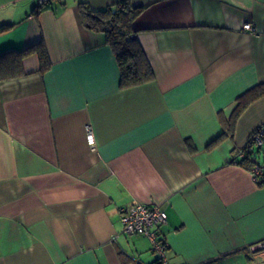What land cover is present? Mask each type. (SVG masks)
Here are the masks:
<instances>
[{"label": "crops", "instance_id": "obj_1", "mask_svg": "<svg viewBox=\"0 0 264 264\" xmlns=\"http://www.w3.org/2000/svg\"><path fill=\"white\" fill-rule=\"evenodd\" d=\"M39 1L0 0L14 25L0 64L39 43L51 62L41 71L33 52L0 69V264H151L150 239L123 233L135 202L167 213V264H264V186L234 163L264 133V96L217 140L264 85V0H128L153 77L125 87L83 0Z\"/></svg>", "mask_w": 264, "mask_h": 264}, {"label": "trees", "instance_id": "obj_2", "mask_svg": "<svg viewBox=\"0 0 264 264\" xmlns=\"http://www.w3.org/2000/svg\"><path fill=\"white\" fill-rule=\"evenodd\" d=\"M52 1L50 0L46 5H51ZM58 2L61 5H65L64 0H58ZM43 6L40 5V7ZM47 6H44L45 9H48ZM79 10L84 25L90 30L104 33L108 44L114 50L121 72L122 86L139 85L149 81L153 77L152 68L146 60L142 47L134 36L135 30L133 23L141 14L142 8L133 6L128 0H123L116 5L95 10L90 6L89 2L83 0L79 2ZM13 26V24L0 25V32H6L12 29ZM33 52L37 53L40 59V70H48L51 66V62L44 43L32 46L27 50L20 52V54H9L13 57L8 59V61L7 59L1 61L0 69L2 70L3 67H5L12 71L11 74L14 75V69H16L17 65L20 63L21 57ZM2 77H4L3 74ZM263 96L264 85L256 86L241 95L238 99L237 107L233 111L228 123L227 131H224L217 140L224 136H233L236 122L240 117L241 112L250 103ZM262 128L264 129V125H262ZM255 133L248 140L246 146L242 150L244 156L241 159L234 160V163H237L249 171H252L255 165H258L259 163L257 158L261 147L256 144ZM257 184L260 187L264 186V179L258 181ZM161 240L166 244L164 238ZM158 259L159 258H156L151 264H158Z\"/></svg>", "mask_w": 264, "mask_h": 264}, {"label": "built area", "instance_id": "obj_3", "mask_svg": "<svg viewBox=\"0 0 264 264\" xmlns=\"http://www.w3.org/2000/svg\"><path fill=\"white\" fill-rule=\"evenodd\" d=\"M50 0H40L41 5H45ZM247 30H253L250 24L245 26ZM257 146L264 144V133L256 136ZM87 142L95 145V137L91 127H87ZM243 156V155H242ZM252 174L256 182L264 179V164L254 167ZM120 221L123 226V233L126 235H144L148 237L152 244V250L159 256L158 264H167L166 244L161 240L159 229L167 221V213L158 205L143 204L135 202L129 208L120 211ZM264 247V241L260 244ZM259 245V246H260ZM144 264V263H138Z\"/></svg>", "mask_w": 264, "mask_h": 264}, {"label": "water", "instance_id": "obj_4", "mask_svg": "<svg viewBox=\"0 0 264 264\" xmlns=\"http://www.w3.org/2000/svg\"><path fill=\"white\" fill-rule=\"evenodd\" d=\"M261 249H264V247H261V245H260L257 248H255V251H258V250H261Z\"/></svg>", "mask_w": 264, "mask_h": 264}, {"label": "rangeland", "instance_id": "obj_5", "mask_svg": "<svg viewBox=\"0 0 264 264\" xmlns=\"http://www.w3.org/2000/svg\"><path fill=\"white\" fill-rule=\"evenodd\" d=\"M139 236H144V235H139ZM145 237H146V236H145ZM155 256H156V258H159V256H158L157 253H155Z\"/></svg>", "mask_w": 264, "mask_h": 264}]
</instances>
